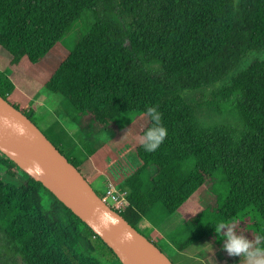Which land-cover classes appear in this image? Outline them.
<instances>
[{
  "label": "trees",
  "instance_id": "1",
  "mask_svg": "<svg viewBox=\"0 0 264 264\" xmlns=\"http://www.w3.org/2000/svg\"><path fill=\"white\" fill-rule=\"evenodd\" d=\"M69 33L79 40L67 52ZM0 46L12 55L13 70L12 79L0 72V95L31 120L33 111L10 99L16 82L36 81L61 94L101 129L158 106L167 135L153 152L134 136L141 164L123 184L128 206L120 214L133 227L158 204L173 214L211 183L214 205L191 219L188 243L179 245L206 238L223 249L214 225L250 223L248 212L257 219L243 234L250 240L264 234V60L234 73L247 51L264 49V0H0ZM229 76L209 100L183 97ZM204 110L229 122H211V113L204 120ZM68 159L81 171L85 159ZM1 167L16 182L0 172V264H103L98 255L120 262L0 151ZM218 175L226 194L213 189Z\"/></svg>",
  "mask_w": 264,
  "mask_h": 264
},
{
  "label": "rangeland",
  "instance_id": "2",
  "mask_svg": "<svg viewBox=\"0 0 264 264\" xmlns=\"http://www.w3.org/2000/svg\"><path fill=\"white\" fill-rule=\"evenodd\" d=\"M70 33L64 40L67 44L66 47H64V50H66L67 52L70 51L79 40L78 34L73 37L72 34L70 35ZM0 50V54L2 56V59H0V72L4 73L10 79H12L13 70L10 65L12 55L1 46ZM259 60H264V49L247 51L246 55L241 60L238 68L234 73L239 72L249 64ZM49 61L52 62V60ZM230 79L231 76L221 82L214 84L209 88L185 91L182 93L183 97L187 100H191L198 94H201L202 96L199 97V100H209L211 93L216 88L221 87L224 83L230 81ZM16 83V88L10 96L11 101L13 103H16L22 109H25L27 107L29 110H32V120L45 133L46 136L52 139L54 143H56L55 139L49 133V129L62 127L63 131H66L67 134L71 136L72 139L76 142V146H74L72 149L63 150V152L70 158L76 157L80 160L85 159V161L87 160L86 158H88L87 166L84 167L83 173L91 178L90 174L93 177L98 172H105L113 181L110 182L115 185L118 191L122 192L123 184L118 188L119 183H121V178L127 175L132 169L140 165V161L138 160L134 152L132 141L137 131L147 122L146 117L141 113L124 114L118 119L114 127L109 129H101L95 124L88 113L81 114L76 112V109L61 94L49 91L41 83L36 81L33 82L30 80L22 82L20 81ZM210 113V111L204 110L201 113V117L204 120H207ZM211 115L214 116L213 119L210 120L211 122L220 121L222 119L227 120L226 118H228L227 116H220L214 112L211 113ZM227 121L229 122V120ZM93 167H95L94 171L92 173H89L88 170H92ZM0 172L5 181L16 180L11 179L6 175V170L4 167L0 168ZM151 173L152 171L146 172V182H149L147 178L150 177ZM17 181L19 180L17 179ZM91 184L98 191L96 184L94 182H91ZM213 186L214 190L222 194L227 193V183L225 179L221 177V175L217 176V178L213 182ZM97 193L101 194L100 192ZM194 202H197L204 209L207 206L214 205L215 195L211 191V183H209L207 187L202 189L197 194L195 199L188 200L178 209L181 212L178 217H171V219L169 220L170 215L167 214L166 209L163 207V205L158 204L147 217V220L153 226L159 228H163L165 225L175 222V219L176 221H178L177 223H179L182 219H185L184 217H187L188 215H192L193 213L199 211L200 206L195 204ZM248 213L249 215L247 216V218L252 222L243 225L242 223H239L238 231H249L254 228L252 225H254L257 216L253 212ZM191 219L188 222L182 221L181 226H179L175 231L173 230L170 232L168 236L169 239L177 236L175 240L178 242V244L185 245L186 243H188V237L190 236L191 232L187 230V227L190 225L189 223L191 222ZM242 221L243 220H241V222ZM139 231L141 232V230ZM218 237L220 236L218 235L217 238ZM205 240L206 238L200 239L199 241H196L192 244H196L200 241ZM221 242L224 241L221 240ZM211 244H196L198 253L202 255L205 253L208 254L209 250L213 248L212 246H216L215 249L218 248L221 251L226 252L219 246V242H212ZM157 246L159 248H164L162 243H157ZM179 247H182V245H179ZM226 255L231 256L232 261L227 260L229 264H245L240 256L237 258V256L229 255L227 252ZM98 257L102 260L103 264H121L116 259L110 261L107 255H98Z\"/></svg>",
  "mask_w": 264,
  "mask_h": 264
},
{
  "label": "water",
  "instance_id": "3",
  "mask_svg": "<svg viewBox=\"0 0 264 264\" xmlns=\"http://www.w3.org/2000/svg\"><path fill=\"white\" fill-rule=\"evenodd\" d=\"M18 127L23 128V134ZM0 151L42 182L114 251L122 264H173L153 241L103 202L68 157L26 114L1 95ZM34 162L40 163L42 172L35 170ZM104 212L112 216L107 226L100 221Z\"/></svg>",
  "mask_w": 264,
  "mask_h": 264
},
{
  "label": "crops",
  "instance_id": "4",
  "mask_svg": "<svg viewBox=\"0 0 264 264\" xmlns=\"http://www.w3.org/2000/svg\"><path fill=\"white\" fill-rule=\"evenodd\" d=\"M1 52V50H0ZM0 59H2V56L0 54ZM17 84V83H15ZM12 95V94H11ZM10 95V96H11ZM49 133L53 136L55 139V142L58 144V147L63 151L67 149H72L74 146H76V142L72 139L71 136L67 134L66 131H63V128L55 127L50 128ZM67 134V135H66ZM135 152V150H134ZM136 154V153H135ZM137 156V155H136ZM138 158V157H137ZM139 160V159H138ZM140 161V160H139ZM88 159L83 162L81 165V172L83 173L84 167L87 166ZM141 164V163H140ZM140 165H138L136 168L132 169L127 175L123 176L121 178V183H119L118 188L124 184L125 179L132 174ZM95 167H93L92 170H88L89 173H92L94 171ZM84 174V173H83ZM84 176L87 178V180L91 183L94 182L97 186L98 191L93 187L97 192L102 193L107 182L112 181V179L105 173V172H98L96 175L91 178H89L86 174ZM101 179V180H100ZM113 182V181H112ZM92 185V184H91ZM192 200V199H191ZM195 203V202H194ZM199 205L197 202L195 203ZM200 206V205H199ZM204 208L200 206V209L198 212L193 213L192 215H188L187 217H184L185 219H182V221L188 222L191 218L195 217L197 214L202 212ZM180 210L175 211L173 214H171L169 217V220L171 217H175L180 214ZM176 222L169 223L165 225L163 228L155 227L153 226L147 218H143L137 225L139 230L144 233V235L149 238L151 241H153L156 245L157 243H162L164 248H160L173 262V264H229L227 259L224 257L223 252L220 249H215L216 246H212L213 248L209 250L208 254H199L197 251V245L196 244H206L210 245L212 243L211 240H205L200 241L196 244H191L187 247H179V244L177 242V245L169 239V234L171 231H175L179 226L182 225L181 222L177 223L176 219L174 220ZM167 227V228H165ZM165 228V229H164ZM166 232V233H165ZM177 236L174 237L176 239ZM212 245V244H211Z\"/></svg>",
  "mask_w": 264,
  "mask_h": 264
},
{
  "label": "clouds",
  "instance_id": "5",
  "mask_svg": "<svg viewBox=\"0 0 264 264\" xmlns=\"http://www.w3.org/2000/svg\"><path fill=\"white\" fill-rule=\"evenodd\" d=\"M143 115L147 117V122L137 131L136 139L146 152H153L165 139L167 128L162 124L158 106H145ZM17 130L23 134V128L18 127ZM33 167L37 172L43 170L39 162H34ZM111 220L109 212H104L100 217L105 226ZM239 223L236 219H227L214 225L220 239L224 241L223 250L229 255L240 256L245 264H264V234H258L254 240H250L243 234V230L238 231Z\"/></svg>",
  "mask_w": 264,
  "mask_h": 264
},
{
  "label": "built area",
  "instance_id": "6",
  "mask_svg": "<svg viewBox=\"0 0 264 264\" xmlns=\"http://www.w3.org/2000/svg\"><path fill=\"white\" fill-rule=\"evenodd\" d=\"M127 194V191H118L115 185L108 181L103 192L99 194V196L103 202L118 213H121L124 212L128 206Z\"/></svg>",
  "mask_w": 264,
  "mask_h": 264
}]
</instances>
